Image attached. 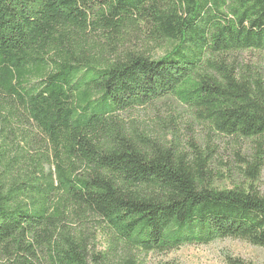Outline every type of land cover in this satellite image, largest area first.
<instances>
[{
  "label": "trees",
  "instance_id": "trees-1",
  "mask_svg": "<svg viewBox=\"0 0 264 264\" xmlns=\"http://www.w3.org/2000/svg\"><path fill=\"white\" fill-rule=\"evenodd\" d=\"M143 29L161 55L118 50ZM92 33L108 35L114 58L88 53ZM247 50L264 52V0H0V264L106 263L69 223L87 217L129 252L225 238L264 247L263 191L212 186L204 155L148 149L119 115L174 97L262 148L264 78L234 58ZM14 121L47 151H13ZM263 167L257 154L245 174L256 181Z\"/></svg>",
  "mask_w": 264,
  "mask_h": 264
},
{
  "label": "rangeland",
  "instance_id": "rangeland-1",
  "mask_svg": "<svg viewBox=\"0 0 264 264\" xmlns=\"http://www.w3.org/2000/svg\"><path fill=\"white\" fill-rule=\"evenodd\" d=\"M149 33V30L143 29L126 34V39L123 44L120 43L122 47L118 50L123 52L137 49L154 57L161 55L163 50L160 46L149 44ZM105 35L92 33L87 38L85 46L89 49V54L114 58L116 54L110 49L114 43ZM234 58L244 66H249L253 72H259L264 78V52L247 50L235 53ZM119 115L128 133L138 134L137 139L140 137L149 140L145 143L146 148L155 143L186 152L191 157L197 151L204 155L208 159V182L212 186L232 189L253 185L264 192V167L256 181H252L245 174L248 164L255 160L257 154L264 156V144L262 148H258L253 139L220 134L210 123L202 120L195 110L174 97L132 108ZM14 125L16 127L12 137L15 145L19 146L13 151L22 147L23 151L27 150L28 157L36 156L39 151H47L42 134L34 126L26 121L23 124H16L14 121ZM50 169L52 167L46 164L45 172ZM69 223L72 229L87 236L93 254L107 257L108 260L103 264H119L125 258L130 259L132 264H159L165 261H176L179 264H228V255L241 258L250 264H264V247L242 239L225 238L206 245H187L162 253L137 250L129 252L122 246L113 247L110 229L97 218H74ZM90 264L100 263L91 259Z\"/></svg>",
  "mask_w": 264,
  "mask_h": 264
}]
</instances>
